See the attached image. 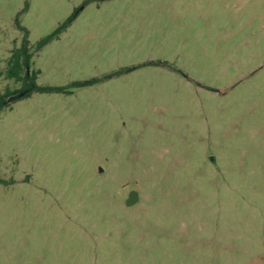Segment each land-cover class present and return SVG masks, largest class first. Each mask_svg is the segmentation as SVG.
Returning a JSON list of instances; mask_svg holds the SVG:
<instances>
[{
	"label": "rangeland",
	"instance_id": "374dc122",
	"mask_svg": "<svg viewBox=\"0 0 264 264\" xmlns=\"http://www.w3.org/2000/svg\"><path fill=\"white\" fill-rule=\"evenodd\" d=\"M17 18L0 264H264V0H0V92Z\"/></svg>",
	"mask_w": 264,
	"mask_h": 264
},
{
	"label": "trees",
	"instance_id": "16d2710c",
	"mask_svg": "<svg viewBox=\"0 0 264 264\" xmlns=\"http://www.w3.org/2000/svg\"><path fill=\"white\" fill-rule=\"evenodd\" d=\"M70 21L71 19L65 22L61 28H58L56 32L41 39L38 42L37 48L41 49L49 40L57 36L58 33L70 23ZM17 25L24 32V37L21 45L13 48L8 60L7 68L3 74L6 78H13L16 81L23 82V87L20 90L12 91L11 89H7L5 92H0V114L9 105V98L13 95L24 92L22 97H28L36 91L48 92L54 90L53 87H44L37 83V77L40 71H32L31 69L32 45L29 39V30L20 23L19 18H17ZM0 182L5 183L6 180L0 177Z\"/></svg>",
	"mask_w": 264,
	"mask_h": 264
},
{
	"label": "water",
	"instance_id": "95a60500",
	"mask_svg": "<svg viewBox=\"0 0 264 264\" xmlns=\"http://www.w3.org/2000/svg\"><path fill=\"white\" fill-rule=\"evenodd\" d=\"M23 95H24V92H20V93H18V94H16V95L11 96V97L9 98V101H12V100H15V99H17V98H20V97H22Z\"/></svg>",
	"mask_w": 264,
	"mask_h": 264
}]
</instances>
